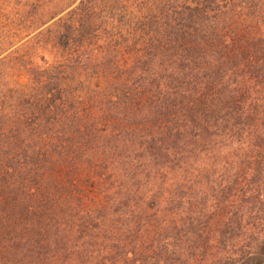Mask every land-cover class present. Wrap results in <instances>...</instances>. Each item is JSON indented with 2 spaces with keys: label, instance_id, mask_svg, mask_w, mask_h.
Masks as SVG:
<instances>
[{
  "label": "trees",
  "instance_id": "trees-1",
  "mask_svg": "<svg viewBox=\"0 0 264 264\" xmlns=\"http://www.w3.org/2000/svg\"><path fill=\"white\" fill-rule=\"evenodd\" d=\"M0 23V264H264V0H58Z\"/></svg>",
  "mask_w": 264,
  "mask_h": 264
},
{
  "label": "rangeland",
  "instance_id": "rangeland-1",
  "mask_svg": "<svg viewBox=\"0 0 264 264\" xmlns=\"http://www.w3.org/2000/svg\"><path fill=\"white\" fill-rule=\"evenodd\" d=\"M58 0H0V23L14 27L51 8Z\"/></svg>",
  "mask_w": 264,
  "mask_h": 264
}]
</instances>
